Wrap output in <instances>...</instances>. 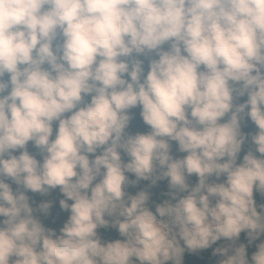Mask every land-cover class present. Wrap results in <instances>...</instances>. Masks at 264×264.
<instances>
[{
    "label": "clouds",
    "instance_id": "1",
    "mask_svg": "<svg viewBox=\"0 0 264 264\" xmlns=\"http://www.w3.org/2000/svg\"><path fill=\"white\" fill-rule=\"evenodd\" d=\"M0 264H264V0H0Z\"/></svg>",
    "mask_w": 264,
    "mask_h": 264
},
{
    "label": "trees",
    "instance_id": "2",
    "mask_svg": "<svg viewBox=\"0 0 264 264\" xmlns=\"http://www.w3.org/2000/svg\"><path fill=\"white\" fill-rule=\"evenodd\" d=\"M134 124H135L136 127L139 126V122H138V121L134 122ZM134 130H135V129H134Z\"/></svg>",
    "mask_w": 264,
    "mask_h": 264
}]
</instances>
